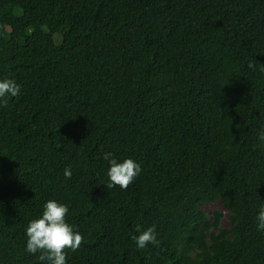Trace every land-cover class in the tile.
I'll use <instances>...</instances> for the list:
<instances>
[{
  "label": "trees",
  "instance_id": "1",
  "mask_svg": "<svg viewBox=\"0 0 264 264\" xmlns=\"http://www.w3.org/2000/svg\"><path fill=\"white\" fill-rule=\"evenodd\" d=\"M5 78L0 264H47L25 230L49 199L83 236L67 264H264V0H0Z\"/></svg>",
  "mask_w": 264,
  "mask_h": 264
},
{
  "label": "clouds",
  "instance_id": "2",
  "mask_svg": "<svg viewBox=\"0 0 264 264\" xmlns=\"http://www.w3.org/2000/svg\"><path fill=\"white\" fill-rule=\"evenodd\" d=\"M249 68L253 67L249 63ZM20 93V86L13 79L0 80V106L6 107L7 97H16ZM259 139L264 143V133H261ZM103 159L108 161L107 170L108 183L107 189L119 187L127 189L135 180L141 171V167L131 158H125L122 162L113 157L111 152L103 155ZM72 176L71 168L66 167L64 177L70 179ZM68 206L55 200L49 199L43 205L42 215L30 220L25 230L26 248L29 254L36 255L38 259L47 264H67L66 249L76 251L83 243V236L78 230L66 222ZM257 230L264 231V203H261L256 216ZM138 235H133L137 249H144L148 245L159 247V241L155 231V226L142 229L137 226L135 229Z\"/></svg>",
  "mask_w": 264,
  "mask_h": 264
},
{
  "label": "rangeland",
  "instance_id": "3",
  "mask_svg": "<svg viewBox=\"0 0 264 264\" xmlns=\"http://www.w3.org/2000/svg\"><path fill=\"white\" fill-rule=\"evenodd\" d=\"M201 209L209 216L212 217L214 212H219L222 214L219 225L224 228L228 225V213L227 210L217 201L213 203H206L204 204Z\"/></svg>",
  "mask_w": 264,
  "mask_h": 264
}]
</instances>
